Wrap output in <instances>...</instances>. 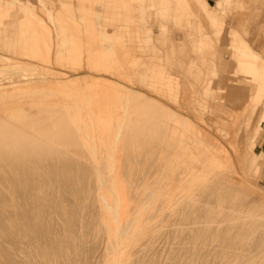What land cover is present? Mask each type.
<instances>
[{
    "label": "rangeland",
    "instance_id": "obj_1",
    "mask_svg": "<svg viewBox=\"0 0 264 264\" xmlns=\"http://www.w3.org/2000/svg\"><path fill=\"white\" fill-rule=\"evenodd\" d=\"M176 2L163 17L157 0H0V34L9 33L0 35V94L11 95L0 96V120L35 140L20 155L0 156V264H264V0L261 11L257 0L205 1L236 33L246 21L253 26L252 46L263 55L253 60L247 89L228 86L241 58L238 38L226 35L222 83L211 86L205 37L221 24L201 0ZM192 20L189 41L185 32L181 38L190 57L180 75L158 34L166 23L165 38H180ZM89 76L100 84L56 82ZM111 80L146 103L148 114L142 106L126 114L121 93L105 86ZM88 133L97 153L81 138ZM95 157L114 166L108 186L116 220L140 233L117 256Z\"/></svg>",
    "mask_w": 264,
    "mask_h": 264
},
{
    "label": "bare ground",
    "instance_id": "obj_2",
    "mask_svg": "<svg viewBox=\"0 0 264 264\" xmlns=\"http://www.w3.org/2000/svg\"><path fill=\"white\" fill-rule=\"evenodd\" d=\"M247 1L249 3V6H250V2H249L250 0H245V2H247ZM258 3H259V0H257V6L256 7L253 6V8L261 11V9H258ZM249 6L248 5L245 6L244 10L249 9ZM252 27H253L252 24L248 23L247 21L241 27H239L240 28V31H239L240 34H239L238 42H239V49H240V53H239L240 56L239 57L241 58V62H240V65H239V67L237 69L238 71H237L236 77L233 78V79L230 78V80L228 81L229 82L228 86H231V85H233L235 83L237 89L240 87L241 83L245 84L246 85V89H247V86H248V83H249V79H248L249 76L247 74H249L250 69H252L251 67L253 66V60H255V61L261 60L262 59L261 56L263 55L261 52L255 51L253 46H252V42H251V39H250L252 30H253ZM235 32L236 31L233 28H231V27L228 28V33L229 34L230 33L235 34ZM227 52L232 53V47H228ZM262 61L264 62V60H262ZM259 62L260 61H257L256 65ZM56 82L61 84V86L62 85H65V86L69 85L70 86V84H71V88H72V84L75 85L76 83H80V85H81L82 84L81 82H83L87 86L91 85V84H100L99 80L94 78V77H92V76L81 78V79L80 78H77V79L75 78V79H72V80L66 81V82H62V81L61 82L60 81H56ZM56 82H54L53 84H57ZM34 86H31V87H34ZM77 86H78V88H75V89L76 90L78 89V92H79L81 88H80L79 84L74 86V87H77ZM105 86H107V87L109 86L110 88L112 87L113 89H116L118 92L121 93V95L119 94L120 98H121L119 100V102L121 103V106L125 109L126 114H128V112L131 113V114H136L138 106H142L143 111L141 113L148 114V112L146 111L147 110L146 103L142 104L140 101H137L136 99H134V96L132 95L133 92L131 93V92L127 91V89H125L123 84H121L120 82L115 81V80H111V81H108L105 84ZM39 87H41V86H39ZM53 87H55V88H53ZM62 87L65 88L64 86H62ZM52 88L56 90L57 86L54 85V86H52ZM61 89L62 88L59 87L57 90L60 91ZM82 89H84V88L82 87ZM6 90H9V89H6ZM70 90L72 91V89H69V91ZM17 91H15V93H17ZM63 92L64 91H62V93ZM79 93H81V91ZM67 94L69 95V93H67ZM1 95H2V97L3 96H7V97L11 96V95L7 94V92L3 93V94H0V96ZM24 95L28 96L27 94H24ZM29 96H31V95H29ZM41 112L47 113V111H40L39 113H41ZM69 113H70V119L73 122L79 123L81 121V119L79 117V113H80L79 110H73V111H70ZM138 114H140V113H138ZM184 118L186 120H189L191 125L192 124L196 125V123H194L189 118H187L185 116H184ZM5 121H8V120H5ZM5 121L0 120V156L2 157V154L11 155V154H18V153L20 155V153L22 154L21 151H23L22 147L24 146V144H26L28 141H30V143L34 142L35 141L34 137L29 136V135H21L18 132V130L16 129V127H12L10 125H3L4 123H2V122H5ZM189 121H188V123H189ZM78 129H80V128H78ZM87 129L91 130V128H87ZM199 131L201 133H203L205 136H208L212 140V143H210L211 146H213L215 148H222L219 140L217 138L213 137L212 135H209L208 132L205 129H203L202 127L199 126ZM81 138H83V140L85 142V145H86V147H87V149L89 150L90 153H97L98 152L97 140H96V137L93 134L88 133L87 135H81ZM50 139H52V138H50ZM222 149H224V148H222ZM112 150H113V148H110V149H108L106 151L107 154L109 155V158L113 154ZM2 160H3V158H2ZM94 162L96 164V168H97V171H98V174H97L98 175V179L101 181L100 184H99V194L101 195L100 199H101V202H103L105 204V209L108 212L106 214V216H105L106 217L105 219H106V223H107L109 240H111L112 248L115 251L114 254H115V256H117L119 248L121 247V245L124 244V243H128V244H129V242L131 243V241L136 237V235H139L140 233L136 232L134 230V226H133V224L131 222L122 225L115 218L116 205L114 204V197H113L114 194H113V191L111 189H109V186H108L110 184L109 182H110V179L112 178V174H113V172L115 170L114 166L111 163V161L109 159L108 160H101L100 158L95 157ZM232 168H233V171L235 172L234 167H232ZM228 179L233 180L234 178L232 176H228ZM228 179L226 178V180H228ZM219 181H220V178H219ZM229 182H231V181H229ZM154 197H155L154 191L153 192L151 191L150 193H148V195H146L145 198H144L143 205L145 206L148 203H150V200L154 199ZM144 206L141 207V209H143Z\"/></svg>",
    "mask_w": 264,
    "mask_h": 264
},
{
    "label": "crops",
    "instance_id": "obj_3",
    "mask_svg": "<svg viewBox=\"0 0 264 264\" xmlns=\"http://www.w3.org/2000/svg\"><path fill=\"white\" fill-rule=\"evenodd\" d=\"M205 1L206 0H201V2H200L201 6L204 7L208 11V14L210 15V17L212 19H214L215 21H217L218 23L221 24V26L218 29H216L214 31H209L205 37L206 38V45L208 48V56L213 63V72H212L213 77L210 80V84L212 86L213 84H215L217 82L218 79H221L220 81L222 83V77L224 74V69L222 66L221 59L223 58V56L226 57V55L222 52L224 47L221 46V43H223V37H225V35H226L228 38H239V34L236 32H235V34H232V33L229 34L228 28L231 26L229 25L227 28V21H225L226 17L224 16L223 12L218 10L214 6L209 5ZM170 4H175V6L173 7ZM155 5H158L157 11L159 13V16L167 17L166 15H170L169 12L171 10H174V12L177 11L176 0H157V3H155ZM261 10H262V8H261ZM174 17L176 20V13H174ZM193 20L190 22L185 21V23L183 24L184 27H183V31L181 32L180 38L175 37L174 34H172V36L169 38H165L166 33H167L166 23H161L162 30L158 34L159 41L161 40V38H164L165 40L167 39V44H168L167 52H168L169 63H170V65L174 66V68L179 71L180 75L185 74L187 62H188L189 57H190L189 48H188L187 52L184 51V49L182 47L181 38H182L184 32L186 34L185 38H187L188 32L192 26ZM180 25H181V23H180ZM197 29H198V24H197ZM4 33L5 32H2V34H0V35H4L6 38L9 37L8 36L9 33L8 34H4ZM147 33H148V37L146 40L148 42V46L156 54L157 52H159L160 49L156 45L155 41L153 40V38H155V37L152 36V31L149 28L147 30ZM197 34L198 35L195 39L200 38L199 29H198ZM188 41H189V39H188ZM148 57L153 58L152 56H148ZM238 60L239 59H237L235 61L237 64L236 66H238V63H239ZM156 62L163 64V62H161V60L156 61ZM166 69L170 74H172L168 68H166ZM263 124H264V121H263ZM261 149H262V153L264 155V136L262 138ZM261 181L264 183V162H263V166H262V170H261Z\"/></svg>",
    "mask_w": 264,
    "mask_h": 264
}]
</instances>
